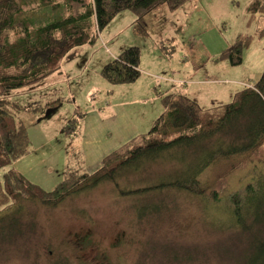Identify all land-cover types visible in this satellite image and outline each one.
<instances>
[{
	"label": "rangeland",
	"instance_id": "374dc122",
	"mask_svg": "<svg viewBox=\"0 0 264 264\" xmlns=\"http://www.w3.org/2000/svg\"><path fill=\"white\" fill-rule=\"evenodd\" d=\"M56 1L63 4L64 14L83 9L77 0ZM256 1L186 0L175 9L163 2L142 19L124 10L98 32L94 44L73 49L62 60L61 68L46 79L7 94L0 92V107L26 126L30 141L26 154L0 168V183L5 185L4 174L13 168L47 192L64 179L79 186L64 201L52 205L26 199L23 188L13 186L14 192L23 197L17 202L15 198L4 199L0 211L8 207L9 213L21 205V212L13 234L1 240L0 264L245 263L253 237L246 227L234 224L229 197L246 194L249 185L256 188L257 180H264V142L228 162H216L203 169L198 178L209 185L205 196L174 187L139 191L153 186L163 173L173 176L177 172L178 159L168 154L149 159L137 172L127 168L115 175L109 171L113 178L84 186L88 182L82 176L95 174L107 155L101 158L100 152L99 159L83 161L75 151L83 147L87 152L85 129L90 121L86 117L85 122L81 121L82 112L123 100L118 98L128 92L123 85H136L133 91L129 88L126 98L131 104L125 109L136 114L135 121L143 122V126L147 120H154L150 129L165 111L157 99L160 93L163 98L177 91L190 92L192 99L197 96L200 100V104L196 101L201 111L198 114L206 118L204 113H221L236 91L253 87L250 82L264 71V36H259L264 29V6L261 12L248 11ZM82 3L93 5V0ZM259 5H264V0ZM23 6H34L37 12L41 7L49 11L50 7L37 3ZM249 36L254 38L244 51L241 65L217 60L239 37ZM128 46L140 48L141 76L135 82L112 84L101 70ZM211 77L217 81L209 85H177L180 79ZM53 106L59 109L47 116V109L52 111ZM73 116H77L72 119L75 124L70 121ZM150 129L142 131L129 146L120 147V153L112 155V165L106 164L105 172L121 161L128 148L144 142ZM187 132L190 130L183 129L170 137ZM163 135L148 134L151 138ZM105 138L110 141L109 136ZM107 147L104 145V152ZM12 183L17 184L15 179ZM128 188L135 190L128 193ZM151 202L153 210L139 214L138 207ZM254 227H261L259 232L263 233L264 219ZM88 230L89 237L78 245L74 232L84 236Z\"/></svg>",
	"mask_w": 264,
	"mask_h": 264
},
{
	"label": "trees",
	"instance_id": "16d2710c",
	"mask_svg": "<svg viewBox=\"0 0 264 264\" xmlns=\"http://www.w3.org/2000/svg\"><path fill=\"white\" fill-rule=\"evenodd\" d=\"M77 1L81 2L82 11L64 14L63 4L56 0H0V92L7 94L13 89L46 79L61 68L62 60L73 49L94 44L98 32L103 31L124 10H131L142 19L163 2L175 9L186 0H93V5L82 3L83 0ZM259 1L251 4L248 11L261 12L264 5H259ZM34 3L45 8L50 5L49 11L44 12L41 7V11L37 12L34 6L24 9L23 5L31 6ZM52 12L55 14L51 16ZM12 34L17 36L11 38ZM259 36H264V29ZM253 38L239 37L217 60H227L233 66L241 65L244 51ZM139 62L140 48L128 46L103 66L101 74L112 84L135 82L141 76ZM250 83L253 87L236 91L232 101L222 108L221 113H204L206 118L198 114V103L188 95L182 92L166 95L162 99L165 111L144 135V142L128 148L121 161L107 168L108 172H105L106 164L112 165V155L121 150L105 156L95 174L81 175L88 182L84 186L113 178L109 171L115 175L127 168L137 172L149 159L168 154L178 159L177 172L173 176L168 172L163 173V177L153 186L138 187L141 188L139 191L145 193L149 189L174 187L196 196H205L209 185L205 181L201 183L198 178L203 169L216 162H228L226 160L251 151L264 142V71ZM183 129L190 132L170 137ZM159 132L164 135L156 138L148 136ZM29 145L26 126L17 123L11 113L0 107V168L26 154ZM13 179L17 184L13 185ZM4 184L0 183V203L13 198L17 202L23 197V194L14 192L13 186H21L26 199H36L51 205L64 201L79 188L77 184L64 179L53 191L47 192L13 168L4 174ZM256 185V188L249 185L246 194L235 193L229 197L234 224L246 227L253 237L244 264H264V232H259L261 227H254L264 219V180L258 179ZM132 190L135 189H126L128 193ZM213 195L216 197L215 192ZM153 208V202L143 203L138 207V212L147 214ZM8 209L3 207L0 211V243L12 235L19 224L17 215L21 212V205L15 206L9 213Z\"/></svg>",
	"mask_w": 264,
	"mask_h": 264
},
{
	"label": "crops",
	"instance_id": "0c3cea01",
	"mask_svg": "<svg viewBox=\"0 0 264 264\" xmlns=\"http://www.w3.org/2000/svg\"><path fill=\"white\" fill-rule=\"evenodd\" d=\"M192 79L177 80L178 82L177 85L179 86H184L187 84H208L209 85V83L217 81V79L213 77L204 79V80H201L200 78H192ZM123 86H125L123 88L128 90L126 95L122 94L118 96V98L120 99L122 98L123 100L117 99L116 102H112L111 104H108L107 105L108 109L104 107L102 109H92V110H86L82 112L83 117L81 118V121H84L86 117V119L89 120L90 122L88 123L89 125H87L85 129V135H86L85 151L87 152L83 151V147L82 149L81 147H78V149L75 151L76 157L78 159L82 158L79 160H83L84 158L99 159L100 156H98V153L100 152H102L101 154V158H102L105 155H108L114 152L115 150H118L120 147L122 148L125 145L129 146L131 142L135 141V139H137L140 136V133L142 131L145 132L147 128L150 129L154 120L152 119L147 120L143 126V122L137 123L135 121L136 114L135 115L129 114L125 109L126 105L128 106L129 104H131L130 102L131 100L126 98V96L129 95L130 93L129 88L131 89V91H133L137 88L136 85H123ZM177 92H182V91H177ZM183 93L184 94L186 93L189 97L192 98L190 92H183ZM169 94H172V93H169ZM157 99L159 100V102L164 108V105L162 103L163 98H162L161 93L158 95ZM193 99L198 101V103L200 104V100L198 99L197 96H194ZM57 109L59 108L57 107ZM94 116L95 118H93ZM74 117H77V116L71 117L70 121H73L72 119H74ZM77 125H79V123H77ZM83 125H86V123ZM142 126H143V130H140ZM61 130H62V127L60 128L59 132ZM105 136H109L110 141H108L105 138ZM104 145L108 146L107 152H104ZM67 168H71V167H67ZM79 168L86 169L85 167H79Z\"/></svg>",
	"mask_w": 264,
	"mask_h": 264
},
{
	"label": "flooded vegetation",
	"instance_id": "af4514ba",
	"mask_svg": "<svg viewBox=\"0 0 264 264\" xmlns=\"http://www.w3.org/2000/svg\"><path fill=\"white\" fill-rule=\"evenodd\" d=\"M80 232H74L73 236L75 238V241L77 240V244L81 245V242H85L84 240H86L89 237V230L88 231H84L83 233L85 234L84 236H80L79 235ZM80 249H82L83 247L79 246Z\"/></svg>",
	"mask_w": 264,
	"mask_h": 264
},
{
	"label": "water",
	"instance_id": "95a60500",
	"mask_svg": "<svg viewBox=\"0 0 264 264\" xmlns=\"http://www.w3.org/2000/svg\"><path fill=\"white\" fill-rule=\"evenodd\" d=\"M57 110V107L55 106L54 108H52V111L51 109H47L46 111V115L49 116L52 112H55ZM51 112V113H50ZM50 113V114H49Z\"/></svg>",
	"mask_w": 264,
	"mask_h": 264
},
{
	"label": "clouds",
	"instance_id": "9594fccd",
	"mask_svg": "<svg viewBox=\"0 0 264 264\" xmlns=\"http://www.w3.org/2000/svg\"><path fill=\"white\" fill-rule=\"evenodd\" d=\"M53 107H55V106H53Z\"/></svg>",
	"mask_w": 264,
	"mask_h": 264
}]
</instances>
